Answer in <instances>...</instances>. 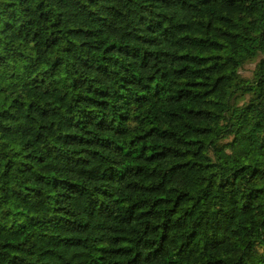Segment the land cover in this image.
Masks as SVG:
<instances>
[{"label":"trees","instance_id":"trees-1","mask_svg":"<svg viewBox=\"0 0 264 264\" xmlns=\"http://www.w3.org/2000/svg\"><path fill=\"white\" fill-rule=\"evenodd\" d=\"M0 264H264V0H0Z\"/></svg>","mask_w":264,"mask_h":264},{"label":"rangeland","instance_id":"rangeland-1","mask_svg":"<svg viewBox=\"0 0 264 264\" xmlns=\"http://www.w3.org/2000/svg\"><path fill=\"white\" fill-rule=\"evenodd\" d=\"M255 69V64L248 65L244 70H242V75L246 77H251Z\"/></svg>","mask_w":264,"mask_h":264}]
</instances>
